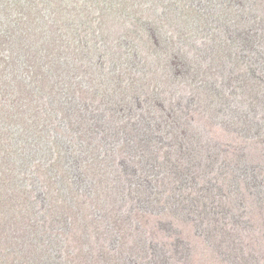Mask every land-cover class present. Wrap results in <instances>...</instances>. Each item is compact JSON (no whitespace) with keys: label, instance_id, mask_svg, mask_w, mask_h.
Wrapping results in <instances>:
<instances>
[{"label":"rangeland","instance_id":"1","mask_svg":"<svg viewBox=\"0 0 264 264\" xmlns=\"http://www.w3.org/2000/svg\"><path fill=\"white\" fill-rule=\"evenodd\" d=\"M235 1L228 0L231 11H236L235 5L240 4ZM106 3L116 5L117 0H106ZM126 3L132 11L121 9L116 12L120 15L137 12V25L142 23L153 28L148 33L143 32L146 39L138 40V44L142 40L149 43L152 35L156 42L167 41V49L171 52L174 51L173 42L180 40L183 30L192 23L191 19L198 14H202L204 18V22L195 20L197 31L193 33V40H196L198 35L204 37L207 34V29L200 31L199 26L206 27L207 24L214 23L215 27L220 28L223 18L218 19L216 14L220 8L223 13L228 11L227 6L222 4L214 8L217 4H213L212 0H126ZM91 4L93 6L87 12L81 11L80 6L73 14L68 12L64 16L68 18L63 22V29H67V45L57 47L53 53L49 52L52 53L49 56L37 58L34 53L30 61L26 62L25 52L33 42L44 38L39 29L54 31L57 23L54 25L55 19L50 14L59 12L56 8L57 0H35L28 3L31 11L29 19L39 29L28 36L30 41L25 43L20 53L13 50V55L7 56L9 62L0 55V63L7 67L6 70L1 69L0 73V121L6 118L9 122L11 114L17 108L27 111L28 102L32 111L39 109L43 112L46 108L54 111L51 121L58 126L56 141L53 142L56 151L51 152L37 146L22 148L30 170L35 172V176L24 181L28 191L32 192L30 195L20 193L19 203L12 210L0 202V264H62L63 259L60 260L59 254L66 245L63 242L70 239L72 241L73 237H66L69 224L66 225V220L59 217L76 210L71 198V187L86 202L88 208L83 212L85 218L82 217L79 221L82 226L76 229H83L84 223L95 221L96 224L102 221L111 230L117 227L114 228L117 235L112 238L115 241H129L131 239L127 237L131 234L134 242L154 241L155 246H150V256L145 259H150L147 264H264V126L261 122L264 119V57L262 63L256 65L243 59L246 65L244 68L251 76L249 79L252 83L259 84L261 91L252 96L253 105L238 115L227 111L223 115L227 120L220 127L212 128L205 122L200 124L202 118L196 119L201 112L197 107H205L210 114L216 110V103L221 102L217 95H211L209 100L204 95L193 98L191 93L194 90L191 89L182 97L177 93L182 89L177 87L178 84H173V77L170 75L164 85L166 89H162V81L152 74L155 64H152L151 71L146 74L148 66L147 63L144 64V58L150 63L158 56L147 52L151 49L149 44L148 49L138 50L136 57L131 52L119 53V59L124 66H128L126 73H122L124 66H119L112 79L113 83L110 81L109 90L105 86L99 87L100 94H104L103 98H106V105L96 104V101L91 105L89 100L79 98L85 91L82 89H90L92 95V79L106 78L100 74L102 67L97 64L99 58L90 53L81 55L80 50L75 47V43L80 46L83 40L92 37L91 34L95 35L94 38L106 34L105 19L99 17L101 12L96 10V4ZM244 6L245 4L241 6L243 13L253 15L248 9L245 11ZM41 12L43 18L36 21L37 14ZM175 12L180 25L183 21V26L177 31L168 30V39L167 36H161L158 27L164 25L168 29L170 24L166 23ZM185 13L192 14V17L189 19ZM6 14L7 7L0 4V44L4 46L7 40L4 29L12 21ZM111 30L119 33L121 30L125 31L119 27H111ZM113 39L114 36L111 35L109 44ZM188 41L191 43L192 56L200 50L199 41ZM253 49L255 50V46ZM2 51L3 55L10 53L8 47H4ZM67 57L72 58L65 65ZM48 58H54L56 63L61 61L57 72L47 71V81H40L46 82L50 88L54 87V96L40 94L37 92L38 86H35L36 92H33L32 87V71L35 72L37 68L31 65L44 63ZM168 59L171 57L168 56ZM22 62L32 71H26ZM91 67L96 70L95 74L89 72ZM111 67L112 64L104 65L103 72H110ZM122 74V81L117 83ZM105 75L107 76L106 73ZM220 75L222 80L226 79L227 89H234L239 85V81L232 80L226 74L225 68L215 77ZM193 76L200 78L202 75ZM204 76L216 79L212 75ZM142 80L150 87V94L146 96L147 105L142 102L134 109V87L138 85L137 91L138 88L141 89ZM16 85L25 89H15ZM125 86L128 87L120 98L121 101L128 98L129 104L125 106L118 102L112 105ZM156 88L162 91L157 93ZM89 91L86 94L89 95ZM157 98L166 106L172 104L176 107L175 120L167 119L166 112L169 108L160 109ZM129 105L134 110L131 113ZM131 114L136 119L131 118ZM228 117L234 121L235 126L229 125ZM187 121H193L194 124V132L190 134L184 128ZM86 123L91 124L92 128H84ZM2 125L0 122V128ZM42 139L48 142L46 134H43ZM12 145L19 147L18 139ZM210 147H213L211 154L200 156L201 158L196 156V164L192 167L196 174L193 172L188 175V170H182L183 151L196 154V149H199L198 154H208ZM156 153L166 155L168 162L165 164L164 176L172 179L171 189L162 199L150 200L147 206L144 204L146 199L142 197L149 194L154 186L144 179L151 176L157 178L158 171L153 170L152 161L148 162L150 156L156 159ZM32 156L38 164L32 161ZM56 156L60 157L58 161L41 173L40 169ZM157 160L160 161L158 158ZM25 171L27 168H23V173ZM57 173L62 174L66 181H62ZM113 175L114 181L109 178ZM52 177L53 186L57 187V194L60 196L57 202L50 201L54 209L49 200L43 201L45 188L40 189L42 180ZM17 182L22 183L21 180ZM99 191L103 195L107 194L103 198H109V201L102 198L100 206L99 197L95 196L94 199L95 193ZM91 198L93 203H90ZM21 200L25 205H20ZM68 205L73 207L72 211L67 208ZM212 205L215 206L214 211L211 209ZM200 210L201 212L193 214ZM101 228L103 230L104 227ZM76 240L82 241L83 238ZM165 242L169 244L165 245ZM122 257L124 264H140L136 261L143 256H134L130 260L126 253Z\"/></svg>","mask_w":264,"mask_h":264},{"label":"trees","instance_id":"2","mask_svg":"<svg viewBox=\"0 0 264 264\" xmlns=\"http://www.w3.org/2000/svg\"><path fill=\"white\" fill-rule=\"evenodd\" d=\"M212 1L213 4H217V6L214 5V8H218L219 4H222V6H227L228 8V11L224 13L222 8H220L216 14L218 19L223 18L221 20L220 28L215 27L214 23L207 24L206 27L199 26L200 31L207 29V34L204 37H200L198 35L196 40H193V33L194 31H197L195 29V23H197L196 21L204 22L202 14H198L195 18L191 19L193 24L190 22L188 27L183 30L180 40H178L177 43L173 42L174 40L172 41V48L174 51L171 52L169 49H167V41L161 40L160 43L156 42L151 34V41L149 43L145 40H142L141 43L138 44V40L144 38L146 39V36H143V32L148 33L152 31L153 28L145 26L142 23L137 25V19L139 16L137 12H134V14L127 13L124 15H120L116 12L117 10L121 9L132 11V9L128 6L129 4L126 3V0H117L116 5L113 3H109L107 5L106 0H57L56 8H58L59 12L50 14V17L55 19L54 25L57 23L54 26V31L39 29L29 19L31 11L29 10L30 6L28 3H33L35 0H0V4L3 7H7V18L12 19V21L9 22L4 29L7 40L5 46L0 44V55L3 56V60L9 62L10 60L7 56L9 54L13 55V53H11L13 50H16L20 53V49L24 47L26 42L29 43L30 41L28 36L35 34L37 29H39L41 36L44 35V38L39 39L31 44L29 49L25 52V61H30L31 55L34 53L36 54L37 58L45 55H51L54 52V49L59 46L67 45L68 43L66 37L67 29H63V22L65 23L68 18H65L64 16L68 12L73 14L78 8H80L81 3H84L81 6V11L87 12L89 11V8L93 6L91 2H94L96 4V10H100L101 12L99 17L101 19H105L104 25L106 34L102 32L105 36L100 35L99 37L95 38V35L91 34V38H86L83 40L80 46L75 43V47L80 50L81 55L90 53L93 56H97L99 58L97 64L102 67L100 74L104 75V77L108 80L92 79L94 86L97 87V89L95 90V87L92 86L91 89L94 91L93 94L90 95V89L86 90V87H84L82 90L85 91L80 94V99L82 97V99L85 98L89 100L91 105H94L95 101L96 104L100 103L102 105H106V98H103L104 94H100L101 91L99 87L105 86L106 90H109L111 86L110 81L113 83L112 79L117 72V68L121 65L124 66L123 61H121V59L118 57L119 53L123 52L124 54H128V52H131L132 56L135 55L136 57L138 50H143L146 48L148 49L147 45L149 44L151 49H148L147 52H151V55L158 54V56L155 57L154 62L150 63H148V61L144 58V64L147 63L148 66L146 74L148 71H151L152 64H155L156 67L152 74L162 81L160 88L166 89L164 85L167 84V76L170 75L171 78L173 77V84H178L177 87L182 89V91L177 92L182 97L186 96V93L191 89L194 90L191 93L193 98L196 95H204V97H208L207 100H209L211 95H217L221 102L216 103V110L212 111L210 114L207 109H204V106H202L204 108L197 107V109H200L201 112L196 119L202 118L200 120V124L205 122L212 128L213 126L220 127L222 122L227 120V117H223L227 111L238 115L240 112L253 105L254 99L252 96L261 91L259 84L256 85L251 82L252 80L249 79L251 76H249L247 70L244 68L246 65L243 59H246L249 63L255 65L262 63V58L264 57V0H236L235 2L240 3L235 5L236 11H231L232 8L228 7V0ZM243 4H245L244 10L246 11L248 9L250 12H253V15L248 16L246 13H243L241 8ZM70 7L72 8L68 11ZM182 14L184 16V13ZM185 15L189 19L192 17V14L189 13H185ZM43 16L44 15L42 12L38 13L36 21L42 19ZM27 24L29 27H27ZM166 24H170L168 29H166L163 25L158 27V30L161 33V36H167L169 39L168 30L177 31L183 26V21L180 25L178 21V14L175 12L171 15V20ZM111 27H119L125 31L122 32L121 30L120 33L117 31L113 32ZM111 32H113V34H111ZM111 35L114 36V39L109 44V38ZM93 38L94 40H92ZM188 40L194 42L197 40L199 41L200 50L192 56L190 54L191 43ZM162 42H164V44ZM254 46L255 50L253 49ZM4 47H8L10 53H5L3 55L2 50ZM43 50H46V52L44 53ZM168 56H170L171 59H168ZM71 58L72 57H67L65 59V65L70 62ZM53 59L54 58H48L44 61V63L39 62L35 65H31L32 67L37 68L35 72L22 62L26 71H32L34 73V83L32 85L33 92H36L35 86H38L37 92L40 94H47L49 96L55 95L54 87L50 88L46 82H40L43 79L44 81H47V71L51 70L53 73H55L57 70H59V63L61 61L56 63ZM107 64H112V67L110 72H105L107 74L106 76L103 72V68L104 65L106 66ZM222 68H225L226 74H229L232 80L239 81V85L234 87V89L226 88V79L224 78L222 80L221 75L217 78L215 77L221 73ZM1 69L6 70L7 67H3V65L0 63V73ZM127 69L128 66H124L122 68V73H126ZM89 72L95 74L96 70L91 67ZM193 74L195 76H197V74H201L202 76L200 78H196L193 76ZM123 75L124 74L119 77L120 81H117V83L122 81ZM204 75H212L216 79ZM181 76L185 77L182 78ZM131 83L132 85L134 84L132 81ZM140 84L142 88H138L137 91V85L134 87L133 91V94H136V97L134 98L136 101L134 109L142 102L147 105L146 96L150 94V87L148 83L142 80ZM16 86L15 89L19 87L25 89L19 85ZM127 87L128 86H125L122 93L120 92V94H118L119 96H117L116 100L113 101L112 105H116L118 102H121L120 104H125V106L129 104L128 98H125L122 101L120 98V96L124 94L125 88ZM160 88H156L157 93L162 91ZM45 90L47 93H45ZM88 91L89 95L86 94ZM225 95L228 97L225 98ZM157 104L159 105L160 109L164 110L165 108H169L166 112L167 119H176L175 106L172 104L166 106L164 105V102L159 101V99ZM204 105L206 106L205 103ZM125 106H123V109ZM129 106L131 113L134 110L131 105ZM26 107L27 111H22L20 108H17V110L11 114L9 122H7L6 118L0 121L3 124L0 128V202L1 204L5 203V207H10V210L15 209V207L18 205L20 193H26L30 195L32 192L28 191L24 181L26 180L27 182L31 176H35V172L30 170L31 167L26 162V157L22 148L26 146H37L47 148L51 152L56 151L53 142L56 141L55 136L58 134V126L51 121L54 111H48L47 108L42 110L43 112H41L39 109L32 111L28 102L26 103ZM131 118L136 119L133 114H131ZM56 119H58L57 114ZM228 121L231 127L235 126V123L231 118L228 117ZM261 122L264 126V119H261ZM200 124L198 126H200ZM86 126L88 128H92L91 124L86 123V125H83L84 128H87ZM184 128L188 130L189 134L194 132L193 121H187ZM43 134L48 136L49 143L42 139ZM15 139H18L19 147H14L12 145ZM137 141L138 138H136V142ZM212 150L213 147H210L208 149V154L204 152H200V154H198L197 152L199 149H196V154L190 151H183V155H181L183 156V161L181 164L182 170H188V175H192L193 172L196 174V172L192 169V167L196 164V156L197 158L200 156H207L212 153ZM57 151L60 153L59 149H57ZM155 156L156 159H154V156L148 157V162L152 161V166H154L153 170L158 171V175L157 178H153V176H151L150 178L144 179L154 186L149 194L147 193L142 197L146 199L144 203L145 205L150 204V200L154 201L155 199H162L163 195L168 194V191L171 189L172 179L164 176L165 164L168 162L166 155L160 156L158 153H156ZM31 158L32 161L36 162V159H34L33 156ZM59 158V156L54 157L48 165L43 166V168L40 169V172L43 173L42 171L49 170V167L55 164ZM157 158L160 159V161L157 160ZM35 164L38 163L36 162ZM24 165L26 167H24ZM23 168H27V171L24 173ZM57 176L60 177L62 181H66L62 174L57 173ZM109 178L111 180L113 179V181L115 180L114 175L110 176ZM19 180H21L22 183L19 184L17 182ZM42 181L43 183L41 184L40 189L45 188V190L43 189V201L48 202L49 200V202H57L60 196L57 194V187L53 186V177ZM167 185L168 187L165 188ZM24 188L26 189L24 190ZM71 188V198L76 206V210L67 216L59 217V219L62 218L66 220V225L69 224L66 237H73L72 241L70 239V241L63 242L66 245L63 246L62 252L59 254L60 260L61 258L63 259L61 260L62 264H124L122 255H125L126 253L128 259L130 260H133L134 256H143L140 260L136 261L137 263L147 264V262L150 261V259H148V261H145V259L150 256L148 253L150 251V246H155L154 241L134 242L132 241L133 234L128 235L127 239H131L129 241H115L112 238L117 235L114 231V228L117 227H114L113 230H111L108 228V226L106 227L102 221H99V223L96 224H94L95 221H92L91 223H84L83 229H76L82 226L79 221L82 220V217L85 218L83 212H85L88 208L86 207V202L83 201L76 191L73 192V187ZM125 189L126 188H124V190ZM121 193L123 194V192ZM106 195L107 194L103 195L100 191L95 193L94 199L95 196L99 197V206L101 205L100 203H102V198ZM103 199L109 201V198L107 197ZM73 202L70 203L72 204ZM93 202L94 200L91 198L90 203ZM20 205H25V202L21 200ZM53 206L54 205L51 203L52 209H54ZM70 206L71 205H68L67 208L72 211L73 207ZM214 208L215 206L212 205V211H214ZM201 210L196 211L193 214L199 213ZM2 212H4V210ZM149 215H151V213ZM86 217H89V215L86 214ZM130 223L133 224V221L130 220ZM134 224L139 226L136 221H134ZM101 227H104L103 230ZM119 231L121 232V230ZM136 231L137 230H135V232ZM80 237L83 238L82 241L76 240L81 239ZM15 243H17V241H15ZM168 244V242H165V245Z\"/></svg>","mask_w":264,"mask_h":264}]
</instances>
